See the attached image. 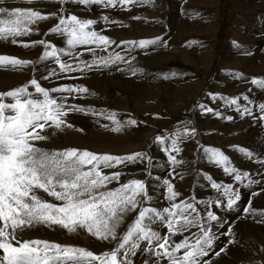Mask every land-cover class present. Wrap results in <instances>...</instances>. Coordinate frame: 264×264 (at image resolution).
<instances>
[{
  "label": "snow or ice",
  "instance_id": "obj_1",
  "mask_svg": "<svg viewBox=\"0 0 264 264\" xmlns=\"http://www.w3.org/2000/svg\"><path fill=\"white\" fill-rule=\"evenodd\" d=\"M25 2L32 4L38 0ZM52 2L61 6L75 4L102 9L128 8L138 3L154 4V0ZM52 18L57 23L51 27L50 34L65 37L66 47H57L44 39L34 41L31 45L22 44L24 48L42 46L39 61L54 62L56 67L50 68L42 76L43 80L60 79L76 72L103 70L119 64H127L132 75H136L137 69L131 66L130 60H126L119 52H108L118 42L94 30L97 24L95 19L69 15L63 7L56 13H44L33 8L11 6L8 0H0V40L10 39L15 45L18 37L33 34V25ZM101 19L105 24L117 23L107 15ZM162 41V37H156L128 39L119 44L131 53L137 48L158 46ZM81 46L86 47L91 55L90 60L85 57L84 52L78 54ZM103 52L108 54L99 55ZM33 64V61L27 59L0 55V68L11 66L13 69H22ZM233 75L238 79L242 78L238 74ZM250 83L264 91V78H252ZM30 88L34 92L29 91ZM89 93V88L82 85L45 88L35 77L13 90L0 92V264H134L133 258L140 252L148 256L144 264H214L212 255L219 258L222 253L227 252L224 247H220L219 251L215 250L216 241L220 237L214 228L223 229L221 235L229 237V244L234 243L231 239L233 228L226 227L228 222L213 210L215 208L231 212L238 207L242 193L233 183L217 182L211 175L200 173L203 180L217 193L215 199L203 200L196 196L180 199L174 183L163 179L167 206L158 210L151 206L149 186L145 179L130 178L122 182L124 168L145 162L143 171L147 177H152L154 162L149 152L135 151L116 155L76 148L47 151L37 146L35 142L48 138L43 134L46 127L57 130L73 127L66 121L70 112L98 114L111 121L110 131L114 133L121 132L126 126L137 125L138 121L134 118L121 123L115 112L97 113L96 109L68 103L69 98L78 99ZM209 95L214 102L223 100L226 107H234L241 118L255 116L253 108L247 106L253 104V100L247 95L243 96L246 102L244 105L237 97ZM197 106L202 114L225 118L220 111L205 103H198ZM258 110L260 115L256 118L259 122H264V102L258 103ZM226 119L232 121L233 117L227 116ZM103 127L108 129V125ZM197 135V129L188 122L177 127L171 134L154 137L152 143L160 147L166 156V166L171 168L168 173L170 177L176 174L180 179L184 178L182 173H176L177 168L186 164L183 158H178L183 151L181 145L194 140ZM235 150L249 161L256 160L260 165L257 169L261 177L259 180L248 171L234 167L230 158L215 147L200 145L197 159L206 160L221 168L237 185L249 189L257 185L260 191H252V197L264 193V160L255 157L253 151L244 147ZM105 170L112 171L109 173ZM113 183L117 186L109 187ZM42 194L61 203L49 202ZM243 212L245 216L253 214L251 201ZM132 213L137 215L121 233L122 225ZM38 226H59L68 233L83 229L92 237L107 241L113 247L102 254H96L83 247L62 246L59 243L26 238V233ZM156 226L166 229V232L162 233ZM177 236L181 237L179 241L174 239Z\"/></svg>",
  "mask_w": 264,
  "mask_h": 264
},
{
  "label": "rangeland",
  "instance_id": "obj_2",
  "mask_svg": "<svg viewBox=\"0 0 264 264\" xmlns=\"http://www.w3.org/2000/svg\"><path fill=\"white\" fill-rule=\"evenodd\" d=\"M233 1L154 0L153 5H142L138 3L135 6H128V8L117 7L116 9H102L95 6L85 8L84 6H77L75 4L61 6L54 2L52 6L43 0L36 5L24 6V2H21L22 4L18 5L21 8H33L35 10H41L44 13H56L59 8L63 7L64 11L69 15L75 14L78 18L95 19L97 24L94 26V30L97 28L101 34L106 36H109L110 31L114 28H121V31L123 29L133 31L130 35L120 34L115 39L118 43L112 45L108 49V52L117 49L115 52H119L125 58L132 57L133 55L134 59L132 57L130 61L131 64L134 63L135 66L133 67L137 69V72L136 75H132L131 72V75L125 77L127 69H129L127 68L128 65L119 64L117 65L118 68H115L113 65L110 68L111 70L105 68L103 70H93L85 73L76 72L70 76H62L60 79L53 78L52 80L46 81L42 79V76L46 75L50 68L56 66L53 62L51 65H45L43 67L42 62L38 59L42 55V46H36V49L39 51L37 50L36 55L29 56L28 59L34 62L31 67L32 70H30V67L15 69L21 75L22 79L15 86L8 85L3 90L2 86L4 85H2L0 92L13 90L16 87L22 86L33 77L37 78L45 88L64 85H82L88 87L90 90L89 94L82 95L78 99L69 98L68 103H76L84 108L96 109L97 113L115 112L117 119L121 123L130 118H134L138 121L137 125L126 126L121 132L114 133L110 131L112 127L111 121L98 114L85 115L79 112H70L66 117V121L73 125V127H63L59 130L46 127L43 134L48 138L45 141L35 142L37 146L47 151H63L69 148H76L79 150H90L100 154L108 153L116 155L131 154L135 151L149 152L154 162V167L151 169L152 177H147L143 171L146 167L145 162V164L129 165L127 168H124L122 182H126L130 178L145 179L149 186V195L152 197L151 206L157 207L158 210H162V207L167 206L165 199L166 193L162 186L163 179H169L170 182L174 183L176 190L180 193V199H188L190 195L203 200L215 199L217 193L211 189L207 181L203 180L200 173L211 175L217 182L233 183L242 193V199L238 202V207L231 212L225 211L224 209L214 208L213 210L228 222L226 227L231 226L233 228L231 239L234 243L229 244V237L227 235H221L223 229L214 228V231L220 237L216 241V246L222 244L227 249V252L221 254V258H217L215 255H212L213 257L211 258L215 262L214 264H217V262L218 264H264V223L261 222L264 221V215H261L264 214V193L252 197L250 195L252 191H260L257 185H253L251 189L243 185H237L234 180L223 173L221 168L209 164L206 160L197 159L200 145L215 147L222 150L230 158L234 167H237L241 171H248L257 180L261 178L257 172L260 165L256 163V160L249 161L235 149L244 147L246 150L253 151L255 157L264 160V155H262L264 153V122H259L256 118L260 115L258 103L264 102V91L258 90L256 86L250 83L252 78H264V0H254L252 4L246 2L247 0H240L244 5L239 4L238 8L233 7ZM173 2L175 4L177 2L176 5H178L180 11V15L178 16L182 18V23L187 18L185 17L186 14H183L186 12V7L190 2L193 4L189 12L194 14V11H197L196 15H203L202 13L206 12L205 14H209L210 16L213 13L216 21L214 20L213 24L210 22L208 25V20L204 19L201 23L194 26L197 28V31H190L189 28V32H186L185 35L180 34V36H176V42L173 44V47L172 44L169 45L171 40H169V43L166 42L168 45H159L156 49L154 48L155 46L147 48L148 50L137 48L131 53L120 46L119 42L128 39H154L168 34L170 30V11H172L171 6ZM104 15L109 16L111 20H115L117 23L105 24L101 19ZM135 17H139L140 19H135ZM56 23L57 20L54 19V23L50 27L40 30L37 35L38 38L36 39L34 38L36 34L33 33L29 36L17 38L18 43L15 45L11 43L10 39L8 41L0 40V50L5 51H0V54L3 55L6 53L9 56H19L25 52V49L28 50L22 46L23 43L31 45L34 41L40 39L49 41L50 29ZM138 24L142 28L148 26V32L144 31V34H139V30L136 31ZM161 25L166 26L164 28L165 30L154 34L151 27L153 29ZM101 28L103 29L101 30ZM105 28L106 30H104ZM258 32H260L259 35ZM63 40L66 42L65 37L59 36L58 41L62 43ZM247 46L253 47L249 54H245V47ZM231 47L232 51L236 53V57H228L227 54L228 51H231L229 50ZM176 49L179 50L176 51ZM81 50L85 53V57L90 60L91 55L87 52V49H78V54L82 52ZM172 50H175V53ZM107 54V52L99 53V55ZM243 54L245 55L243 56ZM183 55L189 56H186L188 59L187 62L184 60ZM119 69H124L125 72H120ZM11 73V70L5 71L6 76L11 75ZM234 73L242 78H236L233 75ZM92 75L95 79L99 76L107 75V82L109 81L110 83H108L112 86L114 83H117L118 76L122 78L124 83H127L129 80L132 81L134 78L142 79L148 81V84H146L148 86L150 85L151 94L146 95L142 99H137V96L129 95L124 91L121 93L117 90L114 97L110 98L109 95L110 99L104 98L103 100L101 98V91L92 86ZM5 78V82L13 80L9 77ZM79 81L82 82L79 83ZM29 91H34V89L30 88ZM210 93L228 98L237 97L242 105L246 103L243 100V96H249L253 100V104L247 106L253 108L255 116L241 118L235 112L234 107H226L223 100L212 101L209 95ZM55 95L58 96L59 94ZM198 103H205L209 107L217 109L221 112L222 117L225 118H217L211 114L200 113L197 106ZM227 116H232V121H228L226 119ZM74 117H77L79 121L84 120L83 122L86 120V122L84 124L76 123ZM87 121H91L92 127L88 125ZM188 122L197 129L198 135L194 140H188L181 145L183 151L178 158H183L186 164L177 168L176 173H182L184 178L180 179L179 175L176 174L170 177L168 173L171 171V168L166 166V156L160 147L153 144L152 141L155 136L171 134L177 127H182ZM103 125H108V129L104 128ZM91 128L93 131H90ZM146 129L153 130L151 137L145 142L143 147H135L137 146L136 144L141 143L142 135L146 132ZM91 133L97 135L100 133L102 135L109 134L110 136H114L116 141L122 140L126 145L128 143H134L135 146L133 145L132 149L127 151L123 145L117 151L109 152H105V150H109L112 147L101 146L100 148L104 150L98 151V148L95 149L89 146V142L85 140L90 138ZM130 137L133 140H130ZM255 139L258 142L254 143ZM74 140L87 143L88 145L84 146L85 144L81 143L75 145L72 143ZM110 140L111 138L109 137L108 141ZM70 141L72 142L69 144ZM252 142L255 148L250 146ZM105 171L110 173L112 170ZM157 177L160 179H156ZM116 186L113 183L109 187L114 188ZM42 195L45 199H51L50 201L48 200L49 202L61 203L54 201L53 198L47 197L46 194ZM249 201H251L253 214L245 216L243 209L248 207ZM135 215L137 213H132L126 218L124 225L121 227V233L133 221ZM156 227L162 233L166 232V229L160 226ZM53 228L56 230L59 226H53ZM79 238L81 242H77L76 244L74 242L72 244L71 242H58L50 239H46V241L50 240L49 242L59 243L62 246L83 247L96 254H102L103 251L110 250L113 247L107 241H102L107 246L103 244L100 249L93 248L89 245L92 242L87 243V241L82 240L84 238L80 236ZM92 239L95 238L90 235V240ZM174 239L179 241L181 237L177 236ZM238 247H241L242 250ZM241 254L244 258L236 257ZM0 255H2V252H0ZM137 256V264H144V261L148 259L147 254L144 252L138 253ZM136 257L133 258L134 264H136Z\"/></svg>",
  "mask_w": 264,
  "mask_h": 264
},
{
  "label": "bare ground",
  "instance_id": "obj_3",
  "mask_svg": "<svg viewBox=\"0 0 264 264\" xmlns=\"http://www.w3.org/2000/svg\"><path fill=\"white\" fill-rule=\"evenodd\" d=\"M41 0H38V2H34V3H32V4H29V3H26L25 2V0H8V2H9V4L11 5V6H18L19 4H22L21 2H24L23 4H25L24 6H32V5H36V4H38L39 2H40ZM43 1H45V2H48V3H50V5H52L53 6V2H52V0H43ZM50 1V2H49ZM254 0H247L246 2H248L249 4H252V3H254L253 2ZM172 4V3H171ZM176 4H177V2H176ZM174 2H173V4H172V11H170V19H169V28H170V30H169V33L168 34H165V35H163L162 36V38H163V41H162V43L160 44V45H168L167 43H169L170 41L169 40H171V42L169 43V45H171L172 44V47H173V44L176 42V36H180V34H182V35H185L186 34V32L188 33L189 32V28H190V31H192V30H196L197 31V28L196 27H194L196 24H198V23H201L204 19L206 20H208L207 21V24L209 25L210 24V22L213 24L214 23V20L216 21V19H215V17H214V15H213V13H212V11H211V13H212V16H210L209 14L208 15H206L205 13H202L203 15H196L197 14V11H194V14L192 13V12H189L190 10H191V8H192V4L193 3H191L190 2V4L186 7V12H184V14L183 13H181V14H183V15H185V17H187L186 18V20L184 19V17H183V19H184V23H182V18L181 17H179L178 15H180V11H179V8H178V5H176ZM239 4H243L244 5V3L242 2L241 3V1L240 0H234L233 1V7L234 8H238V6H239ZM242 5V6H243ZM194 6V5H193ZM160 8V7H159ZM196 9V8H195ZM210 11V10H209ZM209 13V12H208ZM189 14V15H188ZM161 16V15H160ZM146 20V19H145ZM149 20V19H148ZM144 21V20H143ZM191 22V23H190ZM54 23V19H48V20H45V21H41V22H39L37 25H33L32 27H33V29H34V34H36L35 36H34V38L36 39V38H38V32L40 31V30H44V29H46L47 27H50L52 24ZM133 23V22H132ZM150 24H152V23H150ZM98 26V25H97ZM143 26H144V24H143ZM146 26V25H145ZM100 27V26H99ZM98 27V28H99ZM164 28H166V26L165 25H161V26H159V27H154L153 29H152V27H151V30H152V32L155 34V33H159L160 31H164L165 29ZM103 28H101V30H102ZM147 29H148V26H146V27H141L139 24H138V26H137V30L136 31H138L139 30V34H144V31L145 32H148L147 31ZM204 29V28H203ZM104 30H106V28L104 29ZM96 31H99L97 28H96ZM209 31H211V30H209ZM100 32V31H99ZM133 31H128V30H125V29H123L122 31H121V28L120 29H113V30H111L110 31V33H109V38H112V40H115L120 34L121 35H130L131 33H132ZM42 33V32H41ZM117 33V34H116ZM149 35H150V33H148ZM260 34V32H258V35ZM152 35V34H151ZM157 35V34H156ZM33 37V36H32ZM182 37V36H181ZM19 38V37H18ZM33 38V39H34ZM58 38H59V36H57V35H55V34H50L49 35V38H48V42H50L51 44H53V45H55V46H57V47H66V42H64V40H63V42L62 43H60L61 41H58ZM27 39V38H26ZM246 39V38H245ZM244 39V40H245ZM175 40V41H174ZM27 41V40H26ZM167 42V43H166ZM159 46V45H158ZM158 46H152V47H154L155 49H156V47H158ZM120 47V46H119ZM149 47H151V46H149ZM39 48V47H38ZM123 48V47H122ZM166 48V47H165ZM171 48V47H170ZM28 50H26L25 49V52L24 53H21L19 56H13V57H16V58H20V59H29V56H34V55H36V53H37V50L38 49H36V47H29V48H27ZM79 49H86V47H84V46H81ZM154 49V50H155ZM245 49H246V51H245V54L246 53H248L249 54V52H251L252 51V49H253V47H245ZM260 49H263V48H260ZM148 50V49H147ZM169 50V49H168ZM179 50V49H178ZM177 49H176V51H178ZM229 50H231L230 52L228 51V57H236L235 55H236V53L234 52V51H232V47L231 48H229ZM0 51H2V50H0ZM39 51V50H38ZM82 51V50H81ZM85 51V50H84ZM115 51H117V49H114L112 52H115ZM150 51V50H149ZM173 51V50H172ZM175 51V50H174ZM173 51V52H174ZM2 52H5V51H2ZM83 52V51H82ZM164 52V51H163ZM162 52V53H163ZM186 52V51H185ZM263 52V51H262ZM175 53V52H174ZM187 53V52H186ZM189 53V52H188ZM245 54H243V56L245 55ZM0 55H2V54H0ZM3 55H6V53H4ZM22 55V56H21ZM164 55V54H163ZM169 55V54H168ZM168 55H166V56H168ZM207 55V54H206ZM128 56H130V55H128ZM186 56H188V55H186ZM186 56L185 55H183V58H185L184 60L187 62L188 61V59L186 58ZM132 57H133V55H132ZM132 57H126L125 59L126 60H131L132 59ZM161 57V56H160ZM189 57V56H188ZM208 59V58H207ZM234 60V59H233ZM238 60V59H237ZM244 60V59H243ZM53 62L51 61V60H49V61H46V62H42V66L43 67H45V65L47 66V65H51ZM41 65V64H40ZM236 65V64H235ZM33 65H30L29 67H30V70H32L31 69V67H32ZM121 66V65H120ZM125 66H127V65H125ZM131 66L133 67V66H135L134 65V63H132L131 64ZM114 67L115 68H118L117 67V65H114ZM122 67V66H121ZM112 68V67H111ZM114 68V69H115ZM127 68H129V66L127 67ZM135 68V67H134ZM110 69V68H109ZM11 70V75H8V76H6L5 75V71H10ZM111 70V69H110ZM118 70V69H117ZM14 71V72H13ZM121 72V71H120ZM123 72H125V70H123ZM131 73V71L129 70V69H127V74L125 75V77L127 76V75H131L130 74ZM11 76V77H10ZM5 77H9V78H12L13 80H11V81H8V82H5L4 81V79H6ZM25 77H27L26 75H25ZM107 75H103L102 77H98L97 79H95L94 78V76L92 75L91 76V81H92V86H94V87H96V88H98L100 91H101V95H102V97L101 98H103V100H104V98H106V99H110V98H112V97H114V95H116V91L117 90H119V92H121V93H123V91L125 92V93H127V94H129V95H133V96H137V99H142V98H144L146 95H148V94H151V92H150V85L148 86L147 84H148V81H145V80H142V79H133L132 81L131 80H129L127 83H124L123 81H122V78L120 77V76H118V81H117V83H114L113 81H112V83H114L113 84V86L112 85H110L108 82H107ZM20 79H22V77H21V75L17 72V71H15V69H13L11 66H7V68H0V87L2 86V85H4V86H2V90L4 89V88H6V86H8V85H14L15 86V84L16 83H18V82H20ZM89 79V78H88ZM99 79V80H98ZM124 79V78H123ZM87 80V79H86ZM98 80V81H97ZM88 81V80H87ZM111 81V80H110ZM82 81H79V83H81ZM84 82V81H83ZM85 83V82H84ZM147 83V84H146ZM195 83V82H194ZM88 84V83H87ZM91 84V83H90ZM239 84V83H238ZM189 88H191V87H189ZM185 89H187V88H185ZM34 92V91H33ZM101 95H99V96H101ZM109 95H110V98H109ZM180 95V94H179ZM124 100V99H123ZM82 117V116H81ZM74 119H75V122L77 123H81V124H84L85 122H86V120H85V122H83L84 120H81V121H79L78 119H77V117H74ZM84 119V118H83ZM88 122V125H90V127H92L91 126V121H87ZM94 127V126H93ZM94 128H96V127H94ZM97 129V128H96ZM130 130V129H129ZM90 131H93V129L91 128L90 129ZM99 132H100V130H99ZM135 132V131H134ZM152 132H153V130L152 129H146V132L142 135V141H141V143H138V144H136L137 146H135L134 145V143H128V145H126V143H124L122 140H115L114 138V136H110L109 134L108 135H106V134H92L91 136H89L90 138H87V139H85L86 141H88L89 142V146H92V147H94L95 149H97L98 151H102V150H104V149H102V148H100L101 146L103 147H105V146H109V147H112V148H110L109 150H105V152H109V151H117L119 148H120V146H125L126 148H125V150H127V151H129L130 149H132V146L134 145L135 147H143L144 146V144H145V142L151 137V135H152ZM133 133V132H132ZM54 134V133H53ZM67 134V133H66ZM60 136V135H59ZM132 136V135H131ZM69 137V136H68ZM67 137V138H68ZM111 138V140L110 141H108V138ZM129 137V136H128ZM69 138H71V137H69ZM77 139V138H76ZM89 139V140H88ZM130 140H133V139H131V137H130ZM260 140V139H259ZM252 141V140H251ZM264 141V140H263ZM72 141H70L69 142V144L71 143ZM130 142V141H129ZM255 142H258V141H256V139H255V141H254V143ZM73 144H75V145H79L80 143L81 144H85L84 146H86V145H88L87 143H82V142H79L78 140H74L73 142H72ZM260 143V142H259ZM248 144V143H247ZM83 146V145H82ZM88 146V147H89ZM250 146L252 147V148H255V146L253 145V142L252 143H250ZM191 162V161H190ZM191 165V164H190ZM179 190V189H178ZM191 196V195H190ZM51 198V197H50ZM152 198V197H151ZM154 198V197H153ZM47 200H51V199H49V198H47ZM152 200V199H151ZM250 224V223H249ZM249 226V225H248ZM248 231V230H247ZM75 233H77L76 235H75ZM75 233H68L67 232V230H65V229H62L61 227H59L58 229H56V230H54V228H53V226L52 227H48V226H38V227H35V228H33V229H31V230H29L27 233H26V238H28V239H41V240H45L46 241V239H50V240H53V241H58V242H74L75 244L77 243V242H81L80 240V238H79V236L80 237H82V238H84V239H82V240H84V241H87V243H89V242H92L91 244H89L90 245V247H93V248H98V249H100L101 247H102V245L104 244V245H106V243H102V241H100V240H97L96 238L95 239H92V240H90V235L85 231V230H83V229H78L77 230V232H75ZM92 237V236H91ZM94 238V237H93ZM49 240V241H50ZM94 240V241H93ZM48 241V242H49ZM105 242V241H104ZM54 243V242H53ZM84 243V242H83ZM67 244V243H66ZM73 244V243H72ZM79 244H82V243H79ZM225 244V243H224ZM107 246V245H106ZM110 246H111V244H110ZM220 247H224L222 244L220 245V246H216V251H219V249H220ZM240 250H242L241 249V247H238ZM231 249H234V248H231ZM229 253V252H228ZM243 253V252H242ZM223 254V253H222ZM244 254V253H243ZM229 255H230V253H229ZM224 256V255H223ZM211 257H213V256H211ZM230 257H231V255H230ZM236 257H239V258H241L242 257V254L241 255H238V256H236ZM221 258V257H220ZM242 258H244V257H242ZM212 259V258H211ZM215 261V260H214ZM230 262V261H229ZM135 263L137 264L138 263V256L136 257V259H135ZM215 263V262H214ZM166 264V263H165Z\"/></svg>",
  "mask_w": 264,
  "mask_h": 264
}]
</instances>
